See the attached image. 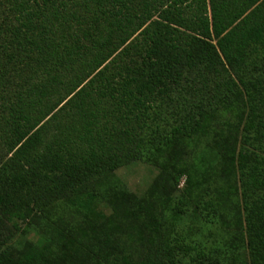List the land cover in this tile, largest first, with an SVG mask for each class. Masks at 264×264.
Masks as SVG:
<instances>
[{
    "label": "trees",
    "instance_id": "obj_1",
    "mask_svg": "<svg viewBox=\"0 0 264 264\" xmlns=\"http://www.w3.org/2000/svg\"><path fill=\"white\" fill-rule=\"evenodd\" d=\"M0 264H264V0H0Z\"/></svg>",
    "mask_w": 264,
    "mask_h": 264
},
{
    "label": "rangeland",
    "instance_id": "obj_2",
    "mask_svg": "<svg viewBox=\"0 0 264 264\" xmlns=\"http://www.w3.org/2000/svg\"><path fill=\"white\" fill-rule=\"evenodd\" d=\"M205 159L213 161V155L203 152ZM117 177L127 190L137 196H141L146 188H148L157 178L158 170L152 166L142 162H134L127 166L121 167L116 172ZM186 178L181 179L177 191L173 194V201H180L183 198L182 189L185 186ZM200 220V221H199ZM47 222L44 220L43 215H37L29 221V223L21 226V231L13 233L14 239L23 235L32 242H37L42 237V233L46 227ZM182 232L185 239L201 240L208 247H217L220 242L227 241L228 234L226 230L220 229L219 226L206 224L202 219H198L196 214L192 211H185L180 217L178 227ZM8 243H6L7 245ZM4 245L3 247H5ZM193 255V253H190Z\"/></svg>",
    "mask_w": 264,
    "mask_h": 264
}]
</instances>
